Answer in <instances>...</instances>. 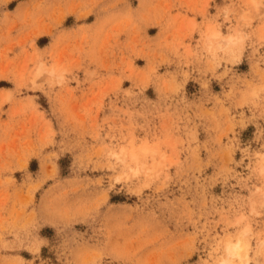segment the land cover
<instances>
[{"label": "clouds", "instance_id": "9594fccd", "mask_svg": "<svg viewBox=\"0 0 264 264\" xmlns=\"http://www.w3.org/2000/svg\"><path fill=\"white\" fill-rule=\"evenodd\" d=\"M0 264H264V0H0Z\"/></svg>", "mask_w": 264, "mask_h": 264}, {"label": "rangeland", "instance_id": "374dc122", "mask_svg": "<svg viewBox=\"0 0 264 264\" xmlns=\"http://www.w3.org/2000/svg\"><path fill=\"white\" fill-rule=\"evenodd\" d=\"M62 163H66V161H62ZM36 167V164H35V162H33V168H35ZM47 232H51V230H46Z\"/></svg>", "mask_w": 264, "mask_h": 264}]
</instances>
